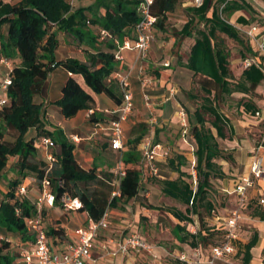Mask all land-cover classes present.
Listing matches in <instances>:
<instances>
[{
	"label": "trees",
	"instance_id": "16d2710c",
	"mask_svg": "<svg viewBox=\"0 0 264 264\" xmlns=\"http://www.w3.org/2000/svg\"><path fill=\"white\" fill-rule=\"evenodd\" d=\"M225 2L204 0L201 5L189 6L188 20L173 32L175 45L186 37H195L186 65L193 71V80L197 81L202 92L201 105L195 111L196 123L188 117L196 157V180L183 169L189 159L178 153L168 158V164L179 175L158 179L163 194L186 205L185 209L170 207L166 210L177 219L173 232L180 241V251L200 247L208 253L213 246L220 244L226 232L224 226L214 223V218L216 215L225 216L232 208L229 205L231 196L224 193L225 205L220 207L214 199L217 192L213 179L228 177L219 160L233 162L234 156L226 154L219 142V138H228L230 124L229 117L220 111L219 105L227 95L235 91L250 94L264 81V64L261 63L246 67L240 81L234 83L232 80L231 52L219 34H225L242 45L243 59L250 55L255 57L257 52L253 43L230 21L236 12L250 9V2L231 0L221 9ZM140 3L141 0H95L87 7L74 8L72 0H0V26H8L6 35L0 37V56L9 57L14 65L12 84L7 90L8 104L0 112V178L11 160L18 174L15 180H11V188L0 203V227L31 237L26 219L35 216L37 208L29 198L18 194V187L23 179L32 175L41 187L43 181H48L49 189L56 196L55 205L65 206L66 199L79 198L82 202L79 209L87 211L95 221H99L109 208L118 207L138 195L144 171L139 145L149 132V125L140 124V132L129 138V149L121 159V168L126 174L121 178L119 194L113 195L114 185L100 177L95 167L86 169L78 162L74 153L76 145L66 132L48 127L43 104L35 97L43 93L50 74L61 67L67 71L68 77L61 96L54 103L64 117L71 118L87 110L93 123L117 118L116 112L105 115L97 111L98 95H108L118 106L123 102L119 81H108V77L120 68L114 40L122 39L124 35L135 37ZM177 3L178 0H154L151 10L157 16L156 28L166 30L168 14L176 10ZM101 9H105V13ZM238 21L249 24L252 20L240 15ZM52 26L67 32L80 44L87 42L86 60L75 57L57 59L59 38L57 32H51ZM102 30L108 31L110 36L102 37ZM18 57L20 63L15 61ZM156 74L160 76L159 71ZM189 95L192 99L198 98L191 91ZM243 105L253 116L260 110V105L252 100ZM207 115L211 116L210 119ZM208 120L211 126L207 125ZM32 128L54 140L52 152L56 161L51 167L49 161L38 156L36 136L29 135ZM157 136L154 141L160 143ZM146 206L162 210L161 206L149 203ZM194 215L200 222L196 232L190 230L195 222ZM253 215L264 218V210L255 208ZM43 226L49 236L63 233L55 227L47 229L44 222ZM255 243L256 237L247 244L244 264L250 262L251 247ZM18 258L11 251V244L3 242L0 264H24L23 259ZM176 261L183 264L178 259Z\"/></svg>",
	"mask_w": 264,
	"mask_h": 264
},
{
	"label": "crops",
	"instance_id": "0c3cea01",
	"mask_svg": "<svg viewBox=\"0 0 264 264\" xmlns=\"http://www.w3.org/2000/svg\"><path fill=\"white\" fill-rule=\"evenodd\" d=\"M6 1L16 2L17 0ZM72 2L74 8H79L87 7L93 4L95 0H76V2L72 0ZM179 3L180 2L178 0L177 6ZM192 5H195L194 0H183L182 7L186 11L187 8ZM101 12L105 13V9H101ZM173 12H169V14ZM247 14H250V17ZM240 15H245L252 21L249 24H243L238 21V17ZM169 18L170 17H168V19ZM180 18L184 21V23L188 20V17ZM231 23H238L237 25H234L236 27L242 26L244 28L258 24L259 30L264 32V11L261 9L260 13L253 15L250 12V9L240 10L233 14L231 17ZM1 29L2 33L0 34V37L1 35H6L8 29L7 24L0 26V30ZM155 30L159 29L156 28ZM52 31L57 32L59 38L57 59L61 60L75 57L83 61L86 60L87 50L89 49L87 42L84 41L80 44L77 39L72 37L67 32L58 31L56 26L51 27V32ZM124 37L125 35L122 39H120L121 42L123 41ZM244 37L246 38L245 35ZM175 42L176 37L172 34V38L167 42V45L165 44L166 42L159 43L162 47L169 46V48H172L177 54L175 60L173 57V59L170 61L169 59H166V61H164L160 67H157V61L154 58V46L153 48L151 46L148 56L145 59L141 58L139 52L136 49L124 48L121 50V54L124 58L120 62V66L124 71L130 72V80L132 88L135 92V105L136 103L141 102L142 91L145 90V87L140 80V66L142 63L145 67V72H147V69L150 68H156L154 70L160 72V76H157L155 73V78L153 79L154 81L147 86V90L153 93V97H156L161 101V105L157 110L159 116L158 123H154L156 121L152 119L148 120L142 117V112L140 111L139 107L134 110L129 120L125 123L127 140L123 150L114 149L112 147L108 131L103 129L97 131L95 128V123L90 120L87 110H82L71 118H66L63 116L59 106L56 105L54 101L61 96L62 87L67 81L68 73L64 68L59 67L54 70L47 80L43 93L35 97L37 102H41L43 104L46 112L45 120L48 127L53 129L61 128L66 132L70 140L76 145L74 153L78 162L86 169L95 167L100 177L114 185L113 195L119 194V185L122 178L120 173L121 159L124 152L129 149L127 142L132 135L131 133L133 131L139 130V126L142 123L147 125L152 124V126L156 124L154 126L153 139L155 138V135L157 136L159 133L164 134V137L167 138V135L171 136L174 134L177 124H181L178 112L180 111L181 104L186 103V100L188 99L186 90L189 89L193 84V71L186 65V63L188 61L191 47L195 43V37H186L181 40L178 45H175ZM115 44V49L118 51V44L116 42ZM183 53L186 56H182ZM151 56H153V59H151ZM250 57L253 56L250 55ZM15 61L20 63L21 59L18 57L15 59ZM4 69V67L0 66V77L4 73ZM263 83L264 81L259 87L263 86ZM143 93L144 98L147 100V105L150 106L149 100L151 98L147 99L145 97V92ZM117 107V103L108 95L104 93L98 95L97 111L105 115H109ZM181 109H183V107H181ZM260 111L261 115H254V118L257 119L258 123H262L264 125V105L260 106ZM188 116L189 113L187 117ZM180 126V129L183 133V127L182 125ZM261 133L263 134L264 138V129L261 130ZM29 135L36 136L39 158L44 161H49L48 154L53 151V148L40 142V138L43 135H40L36 128H32L29 131ZM73 136H77L78 140L75 141ZM220 139L222 138H219V142L222 146ZM182 140L188 144L187 139H185L184 136ZM223 140L224 143L228 141L227 138V141L225 139ZM261 140L257 144H252V142L249 140L245 142L244 140H238V138L235 136L234 140H232V143H230L232 148H237L236 151L238 154H240V163L243 164V168L237 172L231 173L233 177H226L217 180L221 182L223 191L225 193H229L231 199H234V201L231 200L232 208L238 206V200L236 197H233V191L240 178L250 173L251 165L255 158L256 148L260 144ZM160 143L171 150L169 157L173 156L172 150H175L178 154H184L192 161L195 159V155L192 151H179L176 147L171 149V147L166 146L165 143L161 141ZM139 148L141 149V145H139ZM246 148H249L247 152L245 150ZM261 153L264 154V148L261 150ZM169 157H160L158 163L167 162ZM219 161L223 164L224 170L229 173V167L226 165L228 162L226 160ZM143 169L142 182L138 195L129 202H125L118 207H112L108 209L110 213L108 219L109 226L106 229L100 230L99 235L95 240L93 258L88 260L86 264H138V257L135 251L130 252L128 255H113L110 253V251L114 250L116 246L115 244L109 242L110 239H112V237L115 235H118L122 229L124 232H126L125 236L129 235L131 231L128 229L132 226H134V228L138 226L142 227L146 231L147 235L142 236L145 239H149L150 243H155L154 240L156 241V238H158V247L154 244H152V247L153 254L161 256V259L156 260L158 262L163 260L161 264L166 263L164 261V256L171 252L177 253L180 251V241L175 237L173 232V227L177 223V219L170 213L169 218L165 216L166 220L162 218L159 219L161 215L159 211L161 210L146 206V203L156 206L157 204L153 203L152 201V186L151 184L147 183L150 174L149 169L145 165L144 161ZM176 172L177 171L172 170V176L168 177L167 174H160V177L175 178ZM17 177L18 174L14 169V162L12 164L10 163L0 178V203L6 198V193L11 188V180H15ZM22 185H26L28 187V193L25 197L29 198L35 203L42 191V187L40 186L37 178L33 175L28 176L22 180L19 187ZM162 197L166 198L167 196L162 192ZM261 198H264V182L257 180L255 185L249 189L248 201L242 207L243 218L240 221L241 228L239 230L240 253L234 258L235 264H244V251L247 244L252 241L254 237H256V243L251 247L252 257L248 264L264 263V218H261L258 215H253L255 208L264 210V203L262 204L260 202ZM42 217L43 222L45 221V223L49 224L51 227L63 230V233L60 236H49L52 249L55 251L65 250L70 244L77 242L76 229L80 226L88 224L91 219L87 211L80 210L79 208L72 209L61 204H57L55 206L46 205ZM166 221L168 224L165 223ZM144 222L146 224H144ZM195 222L199 223L198 217H195ZM28 231L31 234L30 238L24 237V235L21 233L11 232L6 228L0 227V246L3 244V242H9L11 244V251L13 253L15 251L16 253L19 252L21 256L20 260L22 261L23 255L27 251L33 249L34 245V234L29 229ZM168 241H171L172 250H170L171 245L168 244ZM106 245H108L109 250L106 249Z\"/></svg>",
	"mask_w": 264,
	"mask_h": 264
},
{
	"label": "built area",
	"instance_id": "2783aa9c",
	"mask_svg": "<svg viewBox=\"0 0 264 264\" xmlns=\"http://www.w3.org/2000/svg\"><path fill=\"white\" fill-rule=\"evenodd\" d=\"M204 0H194L195 5H201ZM231 0H226L222 4L221 9L226 3ZM154 0H141L139 6L140 20L135 29V37L125 36L123 41L116 38L115 42L118 44V51H116V58L119 62L123 60L121 50L124 48L136 49L141 58L145 59L151 49L152 43L156 38V22L157 16L152 13L151 6ZM237 28L244 33L247 39H249L257 52L255 57H246L243 61L245 68L251 66L253 63L264 64V32L259 30V25L254 24L248 28L237 26ZM102 37L110 36V33L106 30L101 31ZM0 66L4 67V73L0 77V112L5 105L8 104L7 90L12 84L11 72L14 65L13 60L4 55L0 56ZM140 80L144 87H147L153 82V78L146 76L145 67L140 66ZM118 80L123 93V102L113 112L118 113V117L108 122L95 123V128L98 130L103 129L109 132L111 145L114 149L123 150L126 144V132L125 123L129 120L135 110V92L132 88L130 80V72L124 71L121 66L111 76L108 77V81ZM145 97L149 99V95L145 94ZM93 112V110H90ZM180 122L183 127V136L189 133L187 127V113L184 109L178 112ZM257 116L261 115V111L256 112ZM73 139L78 140L77 136H73ZM40 142L51 148L55 146L54 140L48 136H42ZM141 151L143 161L149 169L150 176H160L159 158L169 157L171 150L165 147L162 143H156L151 136H146L141 142ZM264 148V138L256 148L255 158L251 165V171L249 174L240 178L237 183L233 194L238 200V206L228 211L225 216L216 215L214 223L225 227L226 232L223 234L220 244H217L211 248L208 253H205L202 248L196 247L192 250L179 251L172 253L183 264H235L234 258L240 253V236L239 230L241 228V219L243 218L242 207L248 201V191L253 187L257 180L264 182V154L261 150ZM192 152L194 153V147L192 146ZM48 160L50 167L56 161V157L53 152L48 154ZM196 163V157L193 160ZM121 176L126 174L124 169H120ZM28 193V187L22 185L18 189L20 196H26ZM65 206L78 209L82 206V202L79 198L66 199ZM260 202L264 203V198L260 199ZM56 196L48 187V181H43L42 191L35 201L37 208V214L32 217H28L27 227L34 234L33 249L27 251L23 255L24 264H86V262L93 258V248L95 240L99 235L100 230L106 229L109 226V211L107 210L103 217L99 221L90 219L89 223L80 226L76 229L77 242L70 244L65 250L55 251L52 249L49 235L43 226L42 211L46 205L55 206ZM19 212V210H18ZM199 224V225H198ZM200 222H194L190 226L192 232H196L199 229ZM110 243H114L115 249L110 253L113 255L121 254L128 255L134 250H147L153 253V247L148 243L140 233H132L121 239H110ZM106 249L109 250L108 245ZM156 256V254H153ZM264 264V263H263Z\"/></svg>",
	"mask_w": 264,
	"mask_h": 264
},
{
	"label": "rangeland",
	"instance_id": "374dc122",
	"mask_svg": "<svg viewBox=\"0 0 264 264\" xmlns=\"http://www.w3.org/2000/svg\"><path fill=\"white\" fill-rule=\"evenodd\" d=\"M76 2V0H74ZM250 2L251 8H250V12L253 15H256L258 13H260V10L262 9L264 11V0H248ZM179 5L177 6V9L173 12L168 14V17H170L167 20L166 23V30H156V38H155V42L152 45V48L154 46V58L157 61V67L162 66V63L164 61H166V59L172 60L174 58V60L177 57V54L175 53V51L172 48H169V46H165L162 47L160 46L159 43H164L167 45V42L172 38V34L176 29H179L180 27H182V25L184 24V21L180 18V17H188V13L187 11L182 7V3L183 0H179ZM250 17V14H247ZM179 18V19H178ZM256 18V17H255ZM231 21V19H230ZM235 25H237L238 23H234ZM2 33V29L0 30V34ZM241 33L243 34V32L241 31ZM219 37L224 40L225 44L227 45L228 49L231 52V56H230V62H231V70H232V80L234 83H236L237 81H240L241 78V74L242 71L245 69V65L243 63L244 59L241 56V49H242V45L229 38L227 35L225 34H219ZM182 56H186L184 53ZM153 59V56H151ZM173 57V58H172ZM16 63V62H15ZM141 64V63H140ZM143 65V63L141 64V66ZM156 67V66H155ZM156 68L153 69H147L146 72V76L152 77L153 79L155 78V73L156 70H154ZM154 81V80H153ZM148 87H145V90L142 91V99L140 103H136L135 105V109H137V107L140 108V111L142 112V117H144L145 119H152L156 122L154 123H158V113L157 110L161 105V101L160 99L153 97V93L147 90ZM193 92L195 95L198 96L197 99H192L189 95V92ZM143 92H145V94L149 95V98H151L149 100L150 102V106L147 105V100L144 98L143 96ZM186 95H187V99L186 103H182L180 106V110L181 107H183V109L185 110V112L189 113V118H191L193 120L194 123H196V117H195V111L196 109L201 105V89L199 87V85L197 84V81L194 79L193 80V84L191 85V87L189 89L186 90ZM248 100H252L255 101L256 103H258L260 106L264 105V83L263 86L258 87L257 90L253 91L250 94H245L239 91H235L233 92V94L227 95L225 97V99H223L219 105L220 111L229 117V128L227 130V134H228V141L224 143L223 139H220L221 143H222V148L224 149L225 153H231L234 156V161L233 162H228V167H229V173L227 174L228 177H233V175L231 173L233 172H237L238 170H241L243 168V164L240 163L241 162V158L239 157L240 154L237 153V148H232V146L230 145V143H232V140H234L235 136L236 138H238V140H244L245 142H247V140L251 141L252 144H257L262 138H263V134L261 133V130L264 129V125L262 123H258L257 119L254 118L253 115H251L250 113L246 112L245 110V106L243 105L244 102L248 101ZM210 115H207V119H210ZM155 118V119H154ZM153 123V124H154ZM156 125V124H155ZM152 126V124H149V132L146 134V136H151L153 138V132H154V126ZM181 124H177V128L174 131V134L169 136L167 135V138L164 137V134L159 133V135L157 136V139L163 143L166 144V146L171 147V149H173L174 147L178 148L179 151H184V152H191V147L193 144V139H192V133H191V129H190V124L188 122V118H187V127L189 130L188 135L186 136L187 138V142H184L183 139V133L182 130L180 129ZM208 126H211L210 120H208L207 122ZM140 131H133L131 134L132 137L136 136ZM156 138V135H155ZM154 138V139H155ZM7 139H12L10 136H7ZM181 139V140H180ZM171 141V143H170ZM242 142V141H240ZM224 143V144H223ZM189 145V146H188ZM237 147V146H236ZM182 149V150H181ZM249 148H246V152L248 151ZM177 152L175 150H172V155L174 156ZM243 159V158H242ZM10 163H13V160L10 161ZM159 164V168H160V174H167L168 177L172 176V168L169 166L168 161L167 162H161L158 163ZM185 171H188L189 173L192 174L193 176V180H196L197 176H196V170L194 168V163L192 160L189 159V163L187 164L186 167L183 168ZM179 175L178 172H176L175 177H177ZM158 179H162L160 178V176H150L147 180V183L151 184L152 186V201L153 203L157 204V206H161L162 210L159 211L161 215L159 217V219H165L166 217L169 218V213L166 211L168 208L170 207H179L181 209H185L186 205L170 198V197H162V191H161V187L158 183ZM190 179V178H189ZM146 183V184H147ZM213 185L214 188L216 189V195L214 197V199L217 201L218 205L220 207L225 205V201L226 199L224 198V191L222 189V184L221 182H219L217 179H213ZM235 197V196H233ZM234 201V199H230L229 205L232 207V201ZM229 211V210H228ZM166 216V217H165ZM194 217H198L197 215H194ZM45 223V221H44ZM165 223L168 224V222L166 221ZM144 224H146L144 222ZM45 227L48 229L50 227L49 224L45 223ZM132 229V230H130ZM129 231H131L130 234L132 233H140L141 235L145 236L146 235V231L138 226L136 228H134V226L130 227L128 229ZM126 235V232H124V230L122 229L120 231V233H118V235H115L114 239H121L124 238ZM147 236V235H146ZM148 243H150L149 239H145ZM155 243H150L151 245L154 244L155 246L158 247V238H156V241L154 240ZM114 244V243H112ZM168 244L171 245L170 246V250H172V244L171 241H168ZM153 245V246H154ZM174 245V244H173ZM137 254L138 257V264H161V262L163 260H161L160 262L156 261L161 259V256L156 255L154 256L153 253L147 251V250H134ZM132 252V251H131ZM19 258L21 259V256L19 254V252L16 253V251L14 252ZM165 257V262L163 264H177L178 262L176 261V257L172 255V252L167 254Z\"/></svg>",
	"mask_w": 264,
	"mask_h": 264
}]
</instances>
